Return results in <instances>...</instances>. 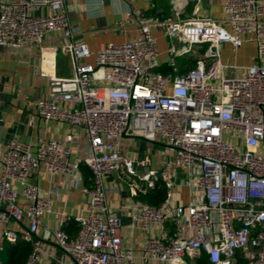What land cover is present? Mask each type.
<instances>
[{
    "label": "built area",
    "instance_id": "obj_1",
    "mask_svg": "<svg viewBox=\"0 0 264 264\" xmlns=\"http://www.w3.org/2000/svg\"><path fill=\"white\" fill-rule=\"evenodd\" d=\"M77 1L10 0L1 5V48L45 50L56 35L71 72H43L50 89L37 100V109L45 119L83 128L88 144L86 157L72 161V136L38 139L35 152L17 137L0 142V250L4 240L29 241L26 264H40L46 241L54 239L74 264H182L201 254L211 264H233L238 256L248 264H264V0H223L222 19L160 20L131 4L120 24H135L137 33L97 51L76 39L79 31L69 12ZM159 24L178 43L169 46L168 63L176 69L177 57L196 55L195 67L182 73L157 71L160 52L152 29ZM250 41L256 46L255 61L242 75H226V68L241 66L221 60L222 44L236 51ZM125 135L161 139L171 155L164 157L161 169H151L148 156L122 153ZM82 163L92 172L90 186H80ZM40 167L64 174L69 187L80 186L86 195L87 214L73 217L75 236L65 229L69 214L54 210L50 194L31 181ZM142 167L147 170L138 174ZM176 170L186 172L182 182L195 192L188 205L172 204ZM113 172L134 178V192L159 178L164 181L165 200L156 206L135 199L129 225L149 231L171 223L173 234L148 236L139 252L124 245L123 220L108 206L103 182ZM48 213L57 219V228L44 225ZM25 220L18 229L9 226Z\"/></svg>",
    "mask_w": 264,
    "mask_h": 264
},
{
    "label": "crops",
    "instance_id": "obj_2",
    "mask_svg": "<svg viewBox=\"0 0 264 264\" xmlns=\"http://www.w3.org/2000/svg\"><path fill=\"white\" fill-rule=\"evenodd\" d=\"M10 0H0L1 5ZM78 0L73 3L70 9V22L77 28L79 33L76 39L85 41L92 51L103 48L109 42H122L130 35L137 33L135 24L126 27L121 26V21L125 18V13L131 4L138 10H143L147 16L156 17L160 20L168 18L187 19L193 16L201 18L222 19L225 17L223 11V0ZM195 12V14H194ZM226 26H228L226 24ZM153 33L157 38V45L160 52L159 67L171 66L168 61L170 55L168 48L177 40H171L165 35L162 25L153 26ZM56 35H52L41 48H31L30 51H15L0 47V142L3 144L17 137L22 142L32 145L35 152L39 140L52 138L63 139L67 136L74 137V150L71 160L83 159L87 155V134L79 126L68 122L48 120L40 116L37 109V100L49 95V79L43 72L54 71L58 75H67L71 72L69 57L59 49ZM252 50L251 58L242 57L244 50ZM256 57V46L254 42H246L236 51L232 44L223 43L221 46V60L227 63H234L235 59H241L242 63L235 62L241 67L235 70L225 69L228 76H239L245 73L244 67L252 64ZM190 56H179L176 58L177 67L173 73H182L188 69V59ZM157 68V69H158ZM163 72H168L163 71ZM168 74V73H167ZM39 139V140H38ZM143 139L140 137L125 135L121 140V151L124 155L131 158L150 159V168L159 170L163 166L164 157L171 154L166 151L160 159L152 158L141 150ZM145 140V139H143ZM134 142L135 147L133 146ZM147 170L145 167L138 168V174ZM82 179L80 186H90L91 176L86 178L85 172L81 170ZM187 177L183 170H176L174 173V186L172 194V204L188 205L195 199L193 189L182 182ZM31 181L36 183L43 191L48 192L53 201L54 210H64L71 218L78 214L86 215L88 203L86 195L81 187H69L65 182L66 177L62 173H49L44 167H40L31 174ZM104 186L108 190L107 203L110 208L116 210L123 220L122 237L124 245L133 246L136 252L143 247L146 238L152 234L169 236L174 232V225H155L149 231L133 229L129 225V205L136 199L133 185L127 183L124 178H119L113 172L104 177ZM115 188L116 190H111ZM70 218V219H71ZM27 220L22 223L10 221L11 228H20L26 225ZM45 226L55 229L58 221L52 213L45 214L43 217ZM78 225V224H77ZM67 227V226H66ZM4 225L0 222V243ZM68 230V229H67ZM69 234L75 236L78 229L71 228ZM42 234V230L40 232ZM6 240L2 242L3 247ZM45 254L40 264H74V262L64 254L58 247L54 239L46 241ZM3 248L0 250V258ZM196 262L195 258L186 257V262ZM150 264H162L159 261H152Z\"/></svg>",
    "mask_w": 264,
    "mask_h": 264
},
{
    "label": "trees",
    "instance_id": "obj_3",
    "mask_svg": "<svg viewBox=\"0 0 264 264\" xmlns=\"http://www.w3.org/2000/svg\"><path fill=\"white\" fill-rule=\"evenodd\" d=\"M198 56L191 55L188 59V68L196 66V60ZM168 72H163L167 71ZM157 71L167 74L173 73L171 66L158 68ZM80 169L85 172L86 178L92 175L89 167L82 163ZM167 196V187L164 181L159 178L157 179L152 186L141 185L135 194L136 199L143 200L151 205H160ZM67 226V227H66ZM65 226V229L70 230L71 228L78 229L77 222L74 218H71L68 224ZM67 230V231H68ZM69 232V231H68ZM32 252V243L25 240H6L4 243L2 255H1V264H26V261ZM197 264H211L205 254H201L195 257ZM233 264H248L247 260L238 256L236 261Z\"/></svg>",
    "mask_w": 264,
    "mask_h": 264
},
{
    "label": "rangeland",
    "instance_id": "obj_4",
    "mask_svg": "<svg viewBox=\"0 0 264 264\" xmlns=\"http://www.w3.org/2000/svg\"><path fill=\"white\" fill-rule=\"evenodd\" d=\"M175 45H177L178 43H173ZM252 50L250 49H246L244 50V53H241L242 57L244 58H248L250 57L251 58V55H252ZM234 60V63L236 62H239L242 63V58L238 61L237 59H233ZM137 145V142H134L133 146L135 147ZM139 144L141 143V150L142 151H145L147 155H150L152 156V158L155 159L158 158L160 159L161 156L165 153V145H164V142L161 140V139H156V140H143L141 139L139 142ZM123 178L125 179V181L127 183H129L130 185L133 183V180L134 178H129L126 174H123ZM182 264H192V261H189L187 263L183 262Z\"/></svg>",
    "mask_w": 264,
    "mask_h": 264
},
{
    "label": "water",
    "instance_id": "obj_5",
    "mask_svg": "<svg viewBox=\"0 0 264 264\" xmlns=\"http://www.w3.org/2000/svg\"><path fill=\"white\" fill-rule=\"evenodd\" d=\"M158 175V174H157Z\"/></svg>",
    "mask_w": 264,
    "mask_h": 264
}]
</instances>
